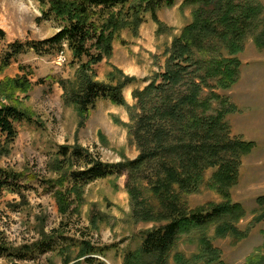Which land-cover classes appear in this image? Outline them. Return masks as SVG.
I'll return each instance as SVG.
<instances>
[{
	"label": "trees",
	"instance_id": "trees-1",
	"mask_svg": "<svg viewBox=\"0 0 264 264\" xmlns=\"http://www.w3.org/2000/svg\"><path fill=\"white\" fill-rule=\"evenodd\" d=\"M38 1L43 18L56 21L58 31L40 41L8 43L0 54V157L10 155L19 135L17 124L35 121L34 114L24 105L34 88L32 70L21 64L20 74L3 76L22 54L33 51L53 55L66 49L70 51L73 57L70 64H78L75 77L58 82L64 91L65 103L75 107L83 124L99 100L127 105L123 91L135 79L123 77L113 65L107 81L97 80L95 71L96 65L112 56L113 43L121 31L128 29L137 34L146 14H151L153 20L160 23L158 10L163 6L172 7L180 0ZM187 5L193 6V22L175 39L167 70L146 88L134 93L143 107L137 127L134 131L131 129L141 146L139 157L108 163L94 157L81 145L61 146L55 167L64 173L56 180L47 181L49 190L57 189L54 196L60 211L68 215L79 213L83 190L90 182L125 173L132 180L150 168L155 171L153 189L163 195L162 209L154 215L151 208H145L147 211L141 216L144 220L162 218L167 222L144 231L141 244L134 250H127L123 264H171V258L174 264H229L204 231L216 225L220 237L230 233L235 237L236 234L241 235L240 238L245 236L237 232L235 223L246 211L242 204L229 199V190L238 180L240 156L249 153L254 142L231 139L225 117L234 106L227 105L226 99L221 100L223 108L216 113L213 98L221 97L211 90L210 96L203 99L202 93L205 89L214 90L211 81L225 89L237 82L242 63L234 55L244 49L247 36L255 34L256 43L264 46V30L255 33L264 25V7L255 0L249 3L182 0V6ZM6 37V31L0 27V44ZM212 48L227 50L231 57L210 56ZM210 165H218L212 186L226 200L209 208L189 210L181 197L172 193L174 186L178 184L188 193L197 190ZM23 177L22 173L0 165V192L8 190L25 199L24 188L19 184ZM131 193L134 199L140 198L139 188L133 187ZM72 196L78 200L74 209ZM259 202L264 204V197ZM137 203L142 205L143 201ZM196 230L200 232L198 252L187 256L175 251L181 237L190 236ZM54 238L50 234L31 245L15 246L0 229V258L29 261L38 252L52 250ZM105 250L82 242L78 256L66 259L65 263L75 260L73 264H105L92 257ZM246 264H264V254L250 256Z\"/></svg>",
	"mask_w": 264,
	"mask_h": 264
},
{
	"label": "rangeland",
	"instance_id": "rangeland-1",
	"mask_svg": "<svg viewBox=\"0 0 264 264\" xmlns=\"http://www.w3.org/2000/svg\"><path fill=\"white\" fill-rule=\"evenodd\" d=\"M236 1L249 3L251 0ZM255 1L264 7V0ZM157 14L160 23L146 14L137 34L122 30L113 43L112 56L95 66L96 79L100 81L108 80L112 65L123 77L135 79L123 91L127 105L99 100L83 124L75 107L65 103L64 91L58 82L75 77L78 64H70L73 57L68 49L53 55L30 51L4 72L3 76L15 77L20 74L21 64L32 70L34 88L24 105L34 114L35 121L17 124L19 135L10 155L0 157L1 166L23 174L19 184L24 188L25 197L20 198L8 190L0 192V229L15 246L31 245L50 234L55 238L52 250L38 252L29 261L0 258V264H66V259L78 256L82 242L106 249L103 254L92 255L105 264H123L127 250L141 244L144 231L167 222L162 218L144 220L141 216L147 211L145 208H151L154 215L162 209L163 195L153 189L155 171L151 168L132 180L125 173L90 182L83 190L79 213L68 215L60 211L54 196L57 189L49 190L47 183L64 173L55 167L61 146L81 145L94 157L108 163L139 157L141 146L131 129L134 131L137 127L143 107L134 93L167 70L175 39L193 22V6H182L180 0L172 7L163 6ZM58 26L56 21L43 18L38 0H0V27L7 34L0 44V54L14 41L47 39L58 31ZM263 30L264 25L255 33ZM254 36H247L244 49L234 55L242 63L237 82L225 89L211 81L214 90L205 89L202 93L203 99L210 96L211 90L221 97L213 98L216 113L223 108L221 100L226 99L227 105L234 106L225 117L231 139L254 142L252 150L240 156L238 180L229 190V199L242 204L246 211L235 223L237 232L245 236L240 238L241 235L235 237L230 233L220 237L216 225L204 231L229 264H246L250 256L264 254V217L261 218L264 204L259 202L264 197V46L258 45ZM209 51L210 56L231 57L227 50L212 48ZM184 89L185 86L181 91ZM217 168L218 165L206 168L197 190L184 192L175 184L172 193L179 195L189 210L223 203L226 199L212 186ZM133 187L139 188L140 198H133ZM71 199L74 209L78 200L75 196ZM140 200L142 205L137 203ZM199 235L197 230L190 236L183 235L175 251L187 256L197 253ZM170 263L174 264L172 258Z\"/></svg>",
	"mask_w": 264,
	"mask_h": 264
}]
</instances>
